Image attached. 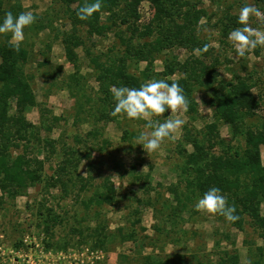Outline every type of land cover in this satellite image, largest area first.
<instances>
[{
	"label": "rangeland",
	"instance_id": "rangeland-1",
	"mask_svg": "<svg viewBox=\"0 0 264 264\" xmlns=\"http://www.w3.org/2000/svg\"><path fill=\"white\" fill-rule=\"evenodd\" d=\"M1 1L4 9L13 5L16 7L19 3L22 11H32L36 16L34 23L24 29L21 44L29 50L23 69L32 76L30 83L36 99L35 106L26 110L25 117L40 126L38 139L41 141L28 155L42 159L43 167L42 179L29 186L23 194L13 197L0 190V264H140L139 257L147 253L160 256L169 254L171 263L218 264L222 251L230 252L233 249L239 256L238 264H254L259 254L264 259V244L258 231L248 225V219L245 229L240 231L223 216L195 211L193 204L196 198L188 209L178 214L179 218H174L172 207L176 205L175 194L168 187L174 188L178 184L179 196L183 197L185 186L182 181H178L177 171L182 161L178 144L187 123L185 111L166 112L151 118L163 122L179 117L184 120V124L173 134L174 138H165L156 151L148 154L140 145H135V137L140 131L151 130L145 127L146 120H130L120 114L112 120L98 118L102 110L100 98L104 92L96 78L98 70L89 62L85 48H89L94 54H101L102 58V52H107L110 48L112 53H119L122 46L113 31L104 36L89 37L84 26L77 27V33L84 39V46L75 48L78 58L76 70L66 60L61 41L62 34L72 28L66 6L62 2ZM200 2L207 13L200 20V34L208 40L213 51L220 54L222 64L218 68L219 76L228 80L235 73L242 76L250 74L251 81L255 82L252 91L259 98L260 106L256 114L246 118L245 122L259 125L260 118L264 116V46L246 52L243 57L236 56L227 37L225 43L221 42L224 38L219 32L218 19L225 11L237 15L245 4L255 6L264 15V2ZM138 11L142 14L139 23L147 21L151 16L147 1L141 2ZM106 17V13H101L102 22ZM248 23L251 27L264 31V23L259 22L255 16H250ZM118 28L124 29L123 26H115L113 30ZM172 55L182 61L189 52L175 47L155 54L152 70L160 72L164 59H170ZM145 64V61L130 62L128 68L141 77ZM74 69L75 76L72 74ZM176 77L177 74H173L165 78ZM151 79L153 78L145 81ZM76 81L80 88H76ZM194 97L200 112L194 125L203 129L204 124L214 120L212 108L208 104V95L202 89L196 88ZM52 115L58 119H51ZM46 125H51V129L46 130ZM218 126L223 138L243 147L242 136L233 138L228 126L220 121ZM125 131L129 134L123 140ZM185 148L191 150L187 144ZM70 150H73L77 166L70 168L69 174L73 177L79 174L90 182L87 193H82L83 197L100 186L104 178H109L116 191L112 205H103L101 208L92 206L85 210L79 203L80 197L75 198L73 192L63 195L59 184H45L49 176L55 175L57 165ZM13 152L15 154V150ZM40 204L52 207L65 218L53 228L51 237L42 231L41 218L37 215ZM95 210H99V214ZM176 211L179 209L176 208ZM261 214H264V203ZM134 216L139 217V223L135 225V240L120 241L115 228L129 226ZM97 217L105 220L108 231L114 234V238H109L107 242V252L100 247L91 248L89 244L82 242L84 235L78 231L82 229L85 232L88 228H94ZM165 229L169 231L167 234ZM258 247L262 250H258Z\"/></svg>",
	"mask_w": 264,
	"mask_h": 264
},
{
	"label": "trees",
	"instance_id": "trees-1",
	"mask_svg": "<svg viewBox=\"0 0 264 264\" xmlns=\"http://www.w3.org/2000/svg\"><path fill=\"white\" fill-rule=\"evenodd\" d=\"M59 1L66 6L67 16L72 25V28L61 37L64 55L76 70L78 58L75 48L84 46L83 37L77 33L79 25L86 28L89 37L104 36L107 32L113 31L122 46L119 53H112V48L108 49L109 53L102 52L103 58L101 54H94L89 48H85L89 62L98 70L96 78L104 92L100 98L102 110L99 119L112 120L116 117L111 114L114 107L110 92L112 86L139 87L145 80L153 78L163 79L169 83L175 80L183 89L188 102L185 111L187 123L183 127L181 141L178 144V148L180 147L178 153L182 161L178 166L177 177L179 182L184 183L185 189L183 197L180 198L178 184H175L174 188L168 187L175 194L176 205L172 207L174 218L177 216L179 218L178 214L188 209L192 200L199 194L215 186L220 188L221 193L227 198V204L235 208L234 215L238 218L235 221H228L229 224L242 231L248 219V225H252L258 231V236L264 244V215L261 214V205L264 203V165L260 157V146H264V116L260 118L259 125L245 122L246 118L256 114L260 106L259 98L252 91L255 82L251 81L250 74L242 76L235 73L228 80L219 76L218 68L222 64L220 54L214 52L208 40L200 34V20L207 16L206 10L200 6V0H101L100 8L86 19H80L78 12L82 7L91 5L93 0ZM142 1L149 3L151 16L147 21L139 23L142 14L139 13L138 7ZM7 11H11L15 16L22 12V8L17 3L16 7L13 5L9 9H4L0 0V18ZM101 13L107 14L104 22L101 21ZM236 16L225 11L218 19L219 32L224 38L221 39L222 43H225L228 33L239 26L236 24ZM115 26H123L124 29L113 30ZM147 37L151 38L144 39ZM7 41L8 35H1L0 190L15 197L42 179L43 160L28 155L38 147L37 143L41 142L38 139L40 126L25 117L26 110L36 104L30 83L32 76L23 69L28 60L29 50L22 44L19 49L14 50ZM175 47L187 50L189 55L182 61L172 55L170 59H164L160 72L153 71L154 55ZM141 61H145L146 64L139 77L130 72L128 66L130 62ZM76 70L74 69L73 76ZM173 74H177L175 79L165 78ZM76 83L78 85L76 88H80L77 81ZM196 88L202 89L208 95V104L212 108L214 118L213 121L204 124L203 129L194 125V121L200 115L198 102L194 97ZM107 108L109 111H105ZM51 119L58 118L52 115ZM218 121L228 126L233 138L243 137V147L220 135ZM44 128L50 130L51 125ZM128 134L125 131L122 139L126 140ZM186 144L191 150L185 148ZM72 154L73 150H70L57 165L55 175L49 176L45 184L48 186L59 184L63 195L73 192L75 198L80 197L79 203L85 210L92 206L101 208L103 205H112L115 202L116 191L109 178H104L100 186L83 197L82 193H87L90 182L88 178L79 174L74 177L69 174L70 168L77 166V160ZM176 208L179 211H176ZM95 212L99 214V210ZM164 214L168 216L166 212ZM37 215L41 218L42 231L50 237L53 228L65 220L52 207H45L42 204L39 205ZM97 219L94 228H88L89 230L85 232L82 229L78 231L84 235L82 242L89 244L91 248L100 247L107 252V242L109 238H114V234L108 231L105 220L99 217ZM137 223L139 217L134 216L129 226L115 228L119 240L134 241ZM165 232L167 234L169 231L165 229ZM258 250L261 251L262 248L258 247ZM167 255L147 253L139 257L141 259L139 262L168 264L171 260L169 254ZM238 262L239 256L235 249L230 252L222 251V256H219L218 260V264ZM254 264H264L261 254Z\"/></svg>",
	"mask_w": 264,
	"mask_h": 264
},
{
	"label": "clouds",
	"instance_id": "clouds-1",
	"mask_svg": "<svg viewBox=\"0 0 264 264\" xmlns=\"http://www.w3.org/2000/svg\"><path fill=\"white\" fill-rule=\"evenodd\" d=\"M100 6L101 0H93L91 5L80 9L79 18L86 19ZM250 16H255L259 22L264 23V15L255 6L245 4L239 9L236 16V24L239 26L233 28L227 35L236 56L243 57L246 52L264 46V31L249 25ZM35 19L32 11H22L15 16L11 11H7L0 18V35L7 34L9 46L14 50L19 49L24 39V29L33 24ZM110 92L114 101L112 115L120 114L130 120L147 121L145 127L151 130L140 131L135 137V145H140L147 154L156 151L165 138H174L173 134L184 124V120L179 117L163 122L151 119L166 111L168 113H176L177 110L187 111V99L175 80L169 83L163 79H151L141 83L139 87L112 86ZM117 189L119 190V187ZM193 209L202 214L221 215L229 222L238 218L234 215V206L227 204V198L221 193L220 188L215 186L209 187L196 197Z\"/></svg>",
	"mask_w": 264,
	"mask_h": 264
},
{
	"label": "crops",
	"instance_id": "crops-1",
	"mask_svg": "<svg viewBox=\"0 0 264 264\" xmlns=\"http://www.w3.org/2000/svg\"><path fill=\"white\" fill-rule=\"evenodd\" d=\"M260 157H261V163L264 165V146L263 145L260 146ZM261 207H262V205H261ZM262 215H264V214H262ZM171 264H175V263H171Z\"/></svg>",
	"mask_w": 264,
	"mask_h": 264
},
{
	"label": "built area",
	"instance_id": "built-area-1",
	"mask_svg": "<svg viewBox=\"0 0 264 264\" xmlns=\"http://www.w3.org/2000/svg\"><path fill=\"white\" fill-rule=\"evenodd\" d=\"M148 13V12H147Z\"/></svg>",
	"mask_w": 264,
	"mask_h": 264
}]
</instances>
